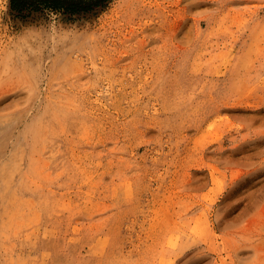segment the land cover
<instances>
[{
  "label": "rangeland",
  "instance_id": "rangeland-1",
  "mask_svg": "<svg viewBox=\"0 0 264 264\" xmlns=\"http://www.w3.org/2000/svg\"><path fill=\"white\" fill-rule=\"evenodd\" d=\"M0 0V264H264V0Z\"/></svg>",
  "mask_w": 264,
  "mask_h": 264
},
{
  "label": "trees",
  "instance_id": "trees-1",
  "mask_svg": "<svg viewBox=\"0 0 264 264\" xmlns=\"http://www.w3.org/2000/svg\"><path fill=\"white\" fill-rule=\"evenodd\" d=\"M96 5H98V0H11L10 3L14 11L51 9L68 14L87 12Z\"/></svg>",
  "mask_w": 264,
  "mask_h": 264
}]
</instances>
